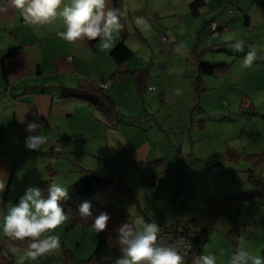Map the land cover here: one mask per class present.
<instances>
[{"label": "crops", "instance_id": "0c3cea01", "mask_svg": "<svg viewBox=\"0 0 264 264\" xmlns=\"http://www.w3.org/2000/svg\"><path fill=\"white\" fill-rule=\"evenodd\" d=\"M168 1H170V6ZM185 1L188 2L189 0ZM173 2L178 3V0H109L108 7L120 10L123 27L115 34L112 46L103 49L98 40L88 41L85 39L77 42L64 40L60 33L65 28L60 18L41 25L27 24L19 10L8 7L7 0H3L0 7H5L7 10L0 12V180L6 182V188L2 194L3 200L0 201V217L5 214L6 209L11 207V202L19 200L28 187L38 186L40 181L49 179L37 180L35 175H29L26 179V186L20 188L16 193L15 186L21 182L22 177L20 174L16 177L15 167L20 166L18 159L35 160L36 154H42L45 161H55L57 168L55 174H67L75 170L79 164L81 165V161L79 164L73 162V157L77 152H83V158L90 159L93 164L98 165V169L93 171L99 175L112 178L111 184L94 194V201L101 205H112L115 209L126 212L130 217L129 222L135 228L142 227L141 224L138 227L135 222V217L141 215L148 220L144 222H156L158 225H175L176 222L187 221L192 232L207 230V242L210 240V233L214 231L219 236L218 245L212 249V254L216 256L217 264H223L224 260L221 259V227L215 228L213 226L214 228L210 229L215 221L206 223V221H198L195 217H186L183 210L177 212L176 207H173L172 212L166 205H162L160 208L155 207L152 202L153 189L151 186L154 185L156 190L166 187L170 183L167 197L174 200L182 194L186 178L180 175L181 166H179L174 182L161 180V176L159 178L156 174L157 168L155 167L164 169L165 160L163 156H152L149 147L150 142L138 138L137 133L134 132L137 130L135 125L124 123L126 119L131 118L132 115L129 113H132L133 110L131 109L134 106L130 105L132 98L128 95L130 94V86L126 87V92H128L126 94L122 91V87L128 82L136 85L137 90L140 86L145 87L150 77V64L152 62L146 67H139L136 60L133 59L136 46L132 38L128 39L129 24L132 23L135 32L147 42L143 30H149V32L152 30L151 24L155 25L154 17L159 13L172 11L177 13ZM205 2V5L200 7L196 15L192 13L190 4L185 5V9L183 8L182 11L198 16L206 8L210 12L207 23L215 19L218 23L220 22L221 27L227 25L228 29L223 31L221 35V43L216 42L217 44L211 45V47H220L221 44L222 65H225V70L219 71L217 74L202 73L200 71V52L192 50L190 59L197 66V74L202 77L205 74L213 76L229 74L231 78L232 72H234L232 66L243 61L248 51H255L257 58L251 67L245 69L243 84L232 89L233 91H240V108L247 107L250 114L259 112L264 114V0H205ZM240 5L244 9L242 12H237V7ZM233 6L234 11L231 13L230 10ZM137 18H143L146 23L137 24ZM121 41L125 42L134 53L124 62L117 63L113 59L111 51ZM237 41L241 43L244 51L235 52L233 50L232 45ZM12 49L17 50L13 54H9ZM113 73H118L119 77L116 78L109 94L115 101L116 108L120 113L118 115L107 116L82 97L63 95L65 90L96 85L100 80ZM194 82L195 80L192 82L195 98L194 108H199L200 112H210L209 103L202 100L208 86L203 85V90L196 97ZM132 84L130 85L132 86ZM147 89L149 90V88ZM166 93L165 88L161 92L162 101L165 100ZM125 103H128L130 107L127 114H124ZM145 105L143 103L144 107ZM259 105L263 106L259 107ZM151 114V117H154V113ZM110 118L119 122L124 121L122 123L125 124L128 131H121V123L117 126L111 120L109 123ZM145 121H148L146 116ZM128 122L132 123V120ZM29 123L39 124L41 129L38 131H41L47 139V142L38 150H31L26 147L25 141L30 135L26 130ZM111 130H113V134L109 136ZM253 141L256 146L253 147L252 152L246 154H264V125ZM14 143L19 145L13 149ZM55 147L59 148L54 150ZM22 151L25 153L22 154ZM51 152L53 155H50ZM67 153L69 156L65 157ZM69 160L72 162L71 166H68ZM248 162L251 164L250 161ZM89 167L93 166L90 165ZM89 167H82L81 174L65 175L64 181L62 180L58 184L65 187L71 185L84 174L83 169L92 170ZM263 167L264 163H261L260 170ZM162 171H160V175ZM52 175H50V179L53 183ZM145 175H152L150 178H146L148 196L139 189L140 186H145L143 181ZM118 176L123 179L121 183L116 182ZM56 181L57 179L54 180V183ZM113 182L116 188L113 186ZM119 186L124 188H119ZM11 193H16V195L12 196ZM254 194L256 196L248 199V201L263 198L264 189L259 190L257 186ZM145 196L148 197L150 203L146 201ZM170 200L166 202L167 205L171 204ZM258 211L259 213L256 214L254 220L245 221L246 223L253 221L254 230L245 231L244 234L251 236L249 237L251 238L250 241H256L253 255L264 257V219H258L260 212L264 211V207L259 208ZM147 214L150 215L149 218ZM75 226L67 228L82 234L91 233L92 235L87 236L88 238L84 243L82 237L77 238L79 239L77 245L83 248V253H79L66 239L63 228L52 233L60 236V248L38 257V262L33 260V264H42L45 257H48V261L52 260L51 264L58 263L62 258H70L75 264L89 259L97 246L98 235L95 231H88L91 225L82 226L79 224ZM79 227L83 228L82 231H79ZM231 229L227 230L224 236L226 238L228 236L237 244L239 237L234 238L235 235H233L236 229ZM25 248L27 247H22V249ZM207 248L206 245H203L201 253L194 254L192 264L198 255L208 254Z\"/></svg>", "mask_w": 264, "mask_h": 264}, {"label": "rangeland", "instance_id": "374dc122", "mask_svg": "<svg viewBox=\"0 0 264 264\" xmlns=\"http://www.w3.org/2000/svg\"><path fill=\"white\" fill-rule=\"evenodd\" d=\"M189 1L178 0V3L173 2L177 13H173V11L163 12L154 17L155 25L151 24L152 30L150 32L143 30L147 42L135 32V28L129 22L130 34L128 39L132 38L136 46L133 59L136 60L139 67H146L152 61L150 77L146 84V91L142 94L137 90V86L132 83L128 82L122 87V91L126 94L128 93L126 87L130 86V94L128 95L132 96L130 105L134 106L131 109L133 114L129 113L132 116L125 122L110 118L109 123L110 120L116 126L121 123L122 132L128 131L122 122L137 127L134 132L137 133L140 140L150 142L151 155L163 156L165 160L164 169L155 167L157 168L156 174L159 178L161 176V180L174 182L178 167L181 166L180 175L186 178L182 194L174 200H170L167 197L169 195V182L166 187L156 190L153 185L151 186L153 189L152 202L156 208H160L162 205L168 206L171 212L173 207H176L177 212L183 210L186 217H195L198 221H206V223L215 221L210 229L221 227V259L224 260L223 264H228V260L234 252L244 248L253 255L256 246V241H250V235L247 236L244 232L239 235L238 227H248L253 221L247 223L245 221L254 220L256 214L259 213L258 209L264 207V197L259 200H245L251 193H254L257 186L259 190L264 189V167L261 170L259 168L257 178H251L249 175L255 173V170L251 172L247 169L251 164L246 158V153L252 152L253 147L256 146L253 139L264 125V114L262 112L250 114L247 107H239L240 91H233L232 88L243 84L246 68L242 66V61L232 66L234 72H232L231 78L229 74L220 76L205 74L203 77L197 74V66L190 59L192 50L200 52V62L209 64H222L223 54L221 44L220 47H211V45L221 43V36L212 34L210 24L207 23L209 10L204 8L198 16L182 11L183 8L185 9V5H189ZM168 5L170 6V1H168ZM243 9V6L240 5L237 7V12H242ZM163 34L167 36L165 41L162 40ZM225 60L229 61L228 59ZM193 80H195V86L197 82L200 86H208L202 100L209 103L210 112L204 113L203 111L200 112L199 108H194ZM149 86H155V91H149L147 89ZM165 88L167 93L164 97L165 100L162 101L161 92ZM143 103L146 104L145 107ZM124 106V114H127L130 107L128 103H125ZM262 106L259 105V107ZM146 112L147 115H145ZM148 112L150 113L148 114ZM151 113H154V117H151ZM142 115H145L148 121H145V116L141 117ZM127 120H132V123ZM112 134L113 130L109 131V136ZM18 145V143H14L13 149L14 147L17 148ZM191 152L192 155H189ZM24 153L25 151H22V154ZM235 153H238L237 157L239 155L242 157L236 160L237 157H232ZM50 155H53V152ZM68 156L67 153L65 157ZM83 157V152H77L74 155L73 162L79 164L81 161L82 163L67 174H55L57 169L55 161H45L42 154H36L35 160L18 159L20 166L15 167L16 177L19 174L22 177L21 182L15 186L16 193L20 188L26 186V179L29 175H35L37 180H41L50 179V175L53 174V183L55 179L58 183L64 181L65 175L81 174L82 167L86 168L92 165L93 167L89 168L95 171L98 169V165ZM208 158H212V160L208 162ZM188 159L189 161H187ZM71 164L72 162L69 160L68 166ZM211 164L217 166L214 172L208 169ZM161 170L163 171L160 175ZM180 175H178L179 178ZM151 176L145 175V179H143L145 186L139 187L147 196L149 191L146 178ZM121 180H123L122 177L118 176L116 182L121 183ZM114 184L113 182L115 187ZM125 184L127 185L126 182ZM119 188L124 187L119 186ZM16 193H11V195L15 196ZM236 194H245L246 197H243L242 200L232 199ZM112 195L114 194L112 193ZM147 196L145 199L150 203ZM169 200L171 204L167 205L166 202ZM15 203L18 201L11 202V206ZM7 210H5L4 215L7 214ZM147 217L149 218L150 215L147 214ZM260 218L264 219V211L260 212L258 219ZM68 220L69 216L62 225L53 230V233L64 228L66 239L79 253H83V248L77 245L79 240L77 238L82 237L84 243L91 233L82 234L68 229ZM139 221L148 220L145 216L137 215L135 222L138 227ZM171 226H178V222ZM230 228L236 229L233 235H235L234 238L239 237L237 244L228 236L227 238L224 236ZM82 229L79 227V231ZM89 229L88 231H95L92 227ZM210 234V240L204 244L206 248L209 247L206 249L208 254H212V249L218 245L219 236L214 231ZM97 235V240H99V234L97 233ZM4 239L5 235L0 231V244ZM15 249V264H33V260L25 255L27 248L15 247ZM48 260V257H45L42 264H51L52 260ZM36 261L38 262V259ZM55 264H75V262L70 258H62ZM76 264H80V262Z\"/></svg>", "mask_w": 264, "mask_h": 264}, {"label": "clouds", "instance_id": "9594fccd", "mask_svg": "<svg viewBox=\"0 0 264 264\" xmlns=\"http://www.w3.org/2000/svg\"><path fill=\"white\" fill-rule=\"evenodd\" d=\"M2 3L3 0H0ZM108 3L109 0H7L8 7L19 10L27 24L41 25L60 18L65 28L60 33L64 40H98L103 49L112 46L115 34L123 27L120 10L108 7ZM6 10L0 7V12ZM136 23L146 22L143 18H137ZM232 47L235 52L244 51L239 41ZM256 58L255 51H248L242 66L251 67ZM38 129L41 126L37 123L27 125L26 130L30 135L25 144L31 150H38L47 142ZM5 188L6 182L0 180V201L3 200ZM69 198V187L62 184L52 183L47 186L46 192L38 186L28 187L18 203L0 217V231L12 241L28 240L25 255L32 260L57 250L61 246V239L52 233L68 219L70 206L65 201ZM92 207L91 201L86 200L78 206V212L82 219L92 218L91 227L99 234L109 228L111 217L107 212L93 216ZM140 224L142 227L135 228L133 224L125 222L119 227L122 255L115 264H186V252L178 250L176 245L158 243L160 227L156 222L141 221ZM15 250V247L11 248V251ZM193 264H217V258L214 254H201ZM228 264H264V257L252 255L241 248L230 256Z\"/></svg>", "mask_w": 264, "mask_h": 264}, {"label": "trees", "instance_id": "16d2710c", "mask_svg": "<svg viewBox=\"0 0 264 264\" xmlns=\"http://www.w3.org/2000/svg\"><path fill=\"white\" fill-rule=\"evenodd\" d=\"M205 0H192L190 4V8L192 13L196 15L199 12L200 7L205 5ZM211 20L208 22L210 24ZM165 36V38H163ZM162 40H167V36L163 34ZM17 49H12L9 54H13ZM134 51L123 41L118 43L111 51V55L113 59L117 63L124 62L127 58H129ZM225 70V65L222 64H209V63H200V71L206 74H217L219 71L223 72ZM118 73H113L109 77L114 79V83L116 78L119 77ZM106 79V78H104ZM113 83V84H114ZM113 86V85H112ZM111 86V87H112ZM103 88L96 83V85H90L88 87L80 86L73 90H65L63 92L64 96H78L88 100L91 104L100 109L107 116H111L113 114H120L118 109L116 108L115 101L113 97L109 94V90L111 89ZM156 88V87H155ZM150 90V89H149ZM155 90V89H154ZM203 90V87L196 83L195 92L198 97L199 93ZM139 93H144L146 91V86L138 87ZM59 147H55L54 150ZM179 152V156H180ZM192 155V153H190ZM232 157H237V153H235ZM241 156L237 157L238 160ZM246 158L251 162V166L248 168L251 172L255 170V173L249 175L251 178H257L259 176V168L260 164L264 163V154H251L246 155ZM212 158H208L207 161L210 162ZM215 165V164H213ZM216 166V165H215ZM209 167V166H208ZM217 168V166H216ZM84 174L74 183L69 185V200L65 201V203L70 206L68 208V216L69 220L67 223V227L71 228L75 225L81 224L82 226H88L92 224V218H88L87 220L82 219L78 212V206L84 201H91L92 203V214L93 216H98L101 212H107L111 219L109 221V228L104 232L99 233L98 244L89 257L85 261H82L80 264H115V261L121 257V245L119 243V227L127 222H129V216L126 212L121 210H117L112 205H101L99 202L94 201L93 196L95 193L103 190L106 186L112 183V178L110 176H102L96 173L93 170H84ZM52 184V179L40 181L38 187H41L47 191V186ZM260 193V192H259ZM258 195V194H257ZM256 196L254 193H251L245 200H248L252 197ZM246 197L245 194H236L232 199H242ZM67 210V209H66ZM132 224V223H131ZM179 225H185L189 230V233L193 239L194 246L192 249L191 258H193L194 254H200L203 248V245L208 240V232L203 229L200 231H195L191 233V229L188 225L187 221H179ZM254 226V225H253ZM242 228V227H241ZM241 230L238 227V231ZM28 240L25 241H12L8 237L5 236L4 241L0 244V264H15V253L11 251L12 247H27Z\"/></svg>", "mask_w": 264, "mask_h": 264}, {"label": "built area", "instance_id": "2783aa9c", "mask_svg": "<svg viewBox=\"0 0 264 264\" xmlns=\"http://www.w3.org/2000/svg\"><path fill=\"white\" fill-rule=\"evenodd\" d=\"M234 11V6L231 8L230 12ZM210 27L212 30V34L215 36H221L222 32L227 30V25L220 27L216 20L211 21ZM165 38V36H163ZM114 83V79L109 77L105 80L99 82V85L103 88H110ZM150 90H154L155 86H150ZM209 170L214 171L216 166L211 164L208 167ZM160 234L158 238V243L163 245H176L178 246V250L181 252H186V264H192V249L194 246L193 239L189 233V230L186 226L182 227H170V226H159Z\"/></svg>", "mask_w": 264, "mask_h": 264}, {"label": "bare ground", "instance_id": "6f19581e", "mask_svg": "<svg viewBox=\"0 0 264 264\" xmlns=\"http://www.w3.org/2000/svg\"><path fill=\"white\" fill-rule=\"evenodd\" d=\"M159 226H170V227H175V228H178V227H182L183 225H179V226H171V225H159ZM254 230V226L253 224L251 223L248 227L246 226L245 228L242 227L240 232H245V231H253Z\"/></svg>", "mask_w": 264, "mask_h": 264}]
</instances>
